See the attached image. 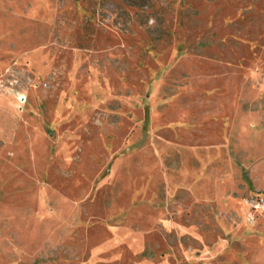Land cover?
Listing matches in <instances>:
<instances>
[{"label": "rangeland", "instance_id": "374dc122", "mask_svg": "<svg viewBox=\"0 0 264 264\" xmlns=\"http://www.w3.org/2000/svg\"><path fill=\"white\" fill-rule=\"evenodd\" d=\"M0 264H264V0H0Z\"/></svg>", "mask_w": 264, "mask_h": 264}]
</instances>
